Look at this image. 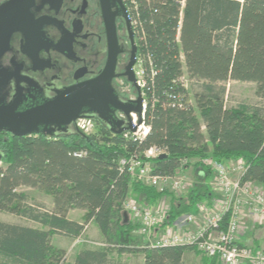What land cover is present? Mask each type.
<instances>
[{
  "label": "trees",
  "instance_id": "obj_1",
  "mask_svg": "<svg viewBox=\"0 0 264 264\" xmlns=\"http://www.w3.org/2000/svg\"><path fill=\"white\" fill-rule=\"evenodd\" d=\"M133 1L125 3L143 57L147 134L128 139L100 119L89 135L74 128L51 136L0 133V212L40 225L0 221V264H60L65 251L51 237L77 238L90 221L108 246L142 253L143 264H183L192 246L144 243L126 217L122 204L128 196L147 205L167 192L120 171L118 160L134 150L161 148L164 156L147 159L151 172L161 176H176L194 160L196 182L183 197L171 196L163 227L211 194L207 158L243 159L241 180L264 184V0ZM183 67L198 83L194 101ZM229 80L254 82L258 100L227 106L224 82ZM20 186L41 188L52 197L53 208L26 203ZM69 208L85 209L83 221L68 219ZM227 219L228 214L222 228ZM107 251L82 248L72 264H110ZM206 258L204 264H215Z\"/></svg>",
  "mask_w": 264,
  "mask_h": 264
},
{
  "label": "flooded vegetation",
  "instance_id": "obj_2",
  "mask_svg": "<svg viewBox=\"0 0 264 264\" xmlns=\"http://www.w3.org/2000/svg\"><path fill=\"white\" fill-rule=\"evenodd\" d=\"M123 4L125 12L119 0H33L30 12L38 22L37 32L27 37L14 33L9 49L0 58V69L10 75L0 86L4 104H11L17 97L22 100L21 108L51 100L68 87L99 77L113 53L109 82L122 100L119 81L126 79L122 73L131 58L133 43L136 57L139 51L136 34L132 30L131 38L128 30L129 9ZM83 115L110 126L108 120L93 112L85 111ZM118 115L114 109L107 113L110 118ZM73 123L67 130L73 128ZM57 132L60 130L55 128Z\"/></svg>",
  "mask_w": 264,
  "mask_h": 264
},
{
  "label": "built area",
  "instance_id": "obj_3",
  "mask_svg": "<svg viewBox=\"0 0 264 264\" xmlns=\"http://www.w3.org/2000/svg\"><path fill=\"white\" fill-rule=\"evenodd\" d=\"M125 2V0H123ZM134 5V1L132 0ZM127 5V4H126ZM129 9L131 26L137 35V26L133 21ZM137 67V68H136ZM136 85L139 87L142 96V112L130 113V122L135 126L134 130H124L121 133L125 138L133 140H142L148 132V127L144 124V111L146 108V76L143 68V57L138 53L136 63L133 67ZM183 74V81L185 78ZM186 85V83H185ZM187 86V85H186ZM134 100L136 97H129ZM154 103V99L152 101ZM124 118V114L120 113ZM119 119V117H118ZM140 121V122H139ZM128 122V119H127ZM73 128L84 135H89L95 131V121L92 117L81 116L74 121ZM162 153L161 148L150 146L144 151H132L128 156L121 157L118 160L120 171H127L131 178L137 179L142 183L153 186L158 190H164V187H170L177 191L182 188L180 176L183 169L176 176H161L151 172L152 164L147 159L159 156ZM80 156L81 153H76ZM207 166L213 169L214 177L210 181V187L219 191L222 197L219 206L215 210H209L204 202L196 205L197 214H186V222H195L197 216H202L199 224L194 230H179L174 222L167 226L158 236L151 241L152 235L164 224L167 218V211L163 205L154 203L141 205L134 198L128 196L122 204L123 210L128 214L129 219L135 225L140 235L147 237V242L153 246L164 245H188L192 246L198 253L208 258H214L222 264H264V251L253 249L248 246L239 245L236 239V233L241 224V219L245 214L257 217L264 221V193L253 190L249 181H242L241 176L245 170L243 159L230 160L227 162H217L212 158L205 159ZM237 177L233 178V175ZM228 214L225 227L221 225L224 216ZM182 216V217H183ZM87 226H85V229ZM82 241V240H77ZM91 242L90 244H96ZM102 245L101 243H98Z\"/></svg>",
  "mask_w": 264,
  "mask_h": 264
},
{
  "label": "water",
  "instance_id": "obj_4",
  "mask_svg": "<svg viewBox=\"0 0 264 264\" xmlns=\"http://www.w3.org/2000/svg\"><path fill=\"white\" fill-rule=\"evenodd\" d=\"M119 3L125 12L123 1L119 0ZM32 5L33 0H6L0 4V58L9 49L14 33L20 32L27 37L37 32L38 22L33 19L30 12ZM128 22L130 24L128 30L132 38L133 29L130 18ZM132 46V55L122 76L136 89L134 100L121 101L110 86L109 78H111L114 69L115 54L113 53L112 61L99 77L68 87L51 100L21 108L20 97L8 105L4 104L3 98L0 97V132L5 131L16 136L39 133L51 136L55 128L66 131L72 122L84 116L83 112L85 111L93 112L99 118L108 120L113 132L121 133L126 129L134 130L135 126L131 124L129 116L132 112L141 114L142 96L136 85L133 70L136 63V45L133 43ZM9 76L5 70L0 69V86L7 82ZM112 109L123 113L128 119V124L123 125V120L108 117L107 113ZM159 156L162 157L164 154ZM126 217H128L127 213Z\"/></svg>",
  "mask_w": 264,
  "mask_h": 264
},
{
  "label": "rangeland",
  "instance_id": "obj_5",
  "mask_svg": "<svg viewBox=\"0 0 264 264\" xmlns=\"http://www.w3.org/2000/svg\"><path fill=\"white\" fill-rule=\"evenodd\" d=\"M137 68V67H136ZM185 68L183 67V71ZM185 77V83L187 85V88L189 90V98L194 101L193 99V93L195 91H198V83L195 80L188 79L187 75H184ZM120 89H119V95L123 98L121 101H128L130 100L129 97H136V89L127 82L126 79L124 81L120 80ZM225 85V103L227 106H236L241 103H252L258 100V97L256 96V84L254 82H248V81H237V80H229L227 82H224ZM121 112H119V119L124 121L123 125H127V117L124 116V118L120 115ZM71 128V127H70ZM235 161V160H234ZM227 162V161H226ZM187 168L183 169L182 175L180 176V180L182 181V188L174 191L169 186L166 188L164 187V190L167 192L156 202L158 204L163 205V207L166 209L167 214L169 213L170 207H171V196H174L175 198L183 197L189 189L192 188V186L196 182V176L195 172H193V163L194 160L188 161ZM4 165L0 163V167H3ZM237 177V174L233 175V178ZM18 191L24 192L27 195L26 203L32 204V205H38L41 206L42 209L51 210L53 208L52 204V197L46 193L44 190L38 187H29V186H20L18 188ZM133 196V195H130ZM139 204L145 205L143 203H140L137 198H134ZM200 203V202H199ZM70 209V210H69ZM67 210L69 212V216L72 219H78L83 221L84 213L82 214L83 210L82 208H69ZM66 212V213H67ZM129 217V216H128ZM0 221H5L9 223H18V224H24L29 226H39L35 224L34 222H31L23 217H20L15 214H11L9 212H0ZM132 225L133 222H132ZM87 228L85 231L77 238H68L63 235L55 234L51 237V243L54 246H57L59 248H62L65 251L64 259L60 264H72L74 259V254L78 252L82 248H98V249H108V256L110 258V264H143V255L140 252H118L115 250V248L110 247L107 245V243L102 239V237L99 234V231L97 229V226L90 221L87 225ZM135 227V225H134ZM167 226L165 227H159L157 231H155L152 235L151 241H153L157 236L158 233L163 231ZM134 235H137L140 237V239L146 243L147 237L140 235L137 232V229H134ZM82 240L77 241V240ZM91 242H97L96 244H90ZM98 243H103L102 245ZM201 255V254H200Z\"/></svg>",
  "mask_w": 264,
  "mask_h": 264
},
{
  "label": "crops",
  "instance_id": "obj_6",
  "mask_svg": "<svg viewBox=\"0 0 264 264\" xmlns=\"http://www.w3.org/2000/svg\"><path fill=\"white\" fill-rule=\"evenodd\" d=\"M184 75H187L186 70L184 72ZM193 172H195L194 168H193ZM213 177H214V173L212 172L210 180L208 181L209 187H210L209 183ZM249 184L253 190L264 193V184L257 183V182H249ZM210 190H211V194L209 195L207 199L203 200L202 202H204L207 205L209 210L210 209L215 210L219 206V203L221 202L222 197L219 191H215L211 187H210ZM196 209L197 208L195 207L194 210L189 214L196 215L197 214ZM69 212L70 211L66 213V217L68 219L82 222L81 220L70 218ZM84 212L85 210H83L82 214ZM186 216H183V217L181 216L174 222V224L177 225L179 230H182V229L194 230L199 224L200 220L203 218L202 216L198 215L197 220L195 222L188 223L185 221ZM35 224L39 225L38 223H35ZM33 227H40V225L33 226ZM236 239L239 245H244V246L251 247L253 249L264 251V221L257 217L250 216L249 214H245L241 219V224L236 233ZM76 253L74 254V257ZM206 259L207 258L205 256H203L202 254L200 255V253H198L194 248H188L187 250H185L183 254V264H204L206 262L205 261ZM215 264H222V263L215 260ZM242 264H248V263L243 262Z\"/></svg>",
  "mask_w": 264,
  "mask_h": 264
}]
</instances>
